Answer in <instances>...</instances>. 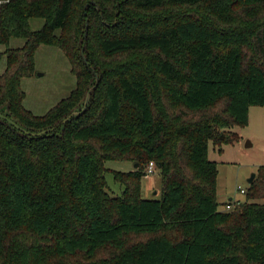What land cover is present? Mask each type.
<instances>
[{
	"label": "trees",
	"instance_id": "16d2710c",
	"mask_svg": "<svg viewBox=\"0 0 264 264\" xmlns=\"http://www.w3.org/2000/svg\"><path fill=\"white\" fill-rule=\"evenodd\" d=\"M13 39L0 113L22 130L0 118V264H264V204L219 210L209 160L264 108V0H0V45ZM41 46L77 84L36 116L22 81ZM129 157L115 198L105 164ZM151 163L160 200L142 194Z\"/></svg>",
	"mask_w": 264,
	"mask_h": 264
},
{
	"label": "rangeland",
	"instance_id": "374dc122",
	"mask_svg": "<svg viewBox=\"0 0 264 264\" xmlns=\"http://www.w3.org/2000/svg\"><path fill=\"white\" fill-rule=\"evenodd\" d=\"M44 24V20H32L31 28L33 31H39ZM24 44L23 39H13L9 47L0 45V54H2L0 76L4 75L7 70V49L22 48ZM75 74L63 51L54 47L41 46L35 56V75L22 81V89L26 96L24 107L36 116L46 115L75 90L77 84ZM231 131L238 134L240 140L233 145L223 146L222 153L219 152L220 148L212 143L209 146V160L218 165L217 202L221 211H225L229 203L233 205L230 211L235 210L239 203L264 204L263 186L249 193L251 185L258 186L260 185L258 183H261L260 167L264 166V108L252 107L249 124L242 128L235 127ZM137 165L130 157L106 162L107 190L113 197H122L125 189L115 180L114 172L131 173L140 168ZM253 174H255V179L250 184L249 180ZM239 188L245 190L246 193L242 194ZM162 190L161 172L154 166L153 174L142 181L143 198L160 200ZM145 241L146 237L131 238L129 244ZM107 256L103 252L99 254L101 258Z\"/></svg>",
	"mask_w": 264,
	"mask_h": 264
},
{
	"label": "water",
	"instance_id": "95a60500",
	"mask_svg": "<svg viewBox=\"0 0 264 264\" xmlns=\"http://www.w3.org/2000/svg\"><path fill=\"white\" fill-rule=\"evenodd\" d=\"M88 100H89V97H88V99H87L86 106L84 107L82 113L85 112V110H86V107H87V104H88ZM0 118H1L2 120H4V121L8 122L9 124L13 125V126L16 127L17 129L22 130V129H21V128H20V127L14 122V121H12L11 119H9V118H7L6 116L2 115L1 113H0ZM65 122H67V120H66ZM249 146H251V144H250ZM137 166H138V165H137ZM137 166H136V167H137ZM254 179H255V174L252 175V177H251L250 180H249V183L252 184V182L254 181Z\"/></svg>",
	"mask_w": 264,
	"mask_h": 264
},
{
	"label": "built area",
	"instance_id": "2783aa9c",
	"mask_svg": "<svg viewBox=\"0 0 264 264\" xmlns=\"http://www.w3.org/2000/svg\"><path fill=\"white\" fill-rule=\"evenodd\" d=\"M154 164L153 163H151L149 166H148V169H147V173H146V177H148L149 175H151V174H153V168H154ZM240 190H241V193L242 194H245L246 192H245V190H243L242 188H239ZM232 208H233V205H232V203H229L228 205H227V207H226V210H232Z\"/></svg>",
	"mask_w": 264,
	"mask_h": 264
},
{
	"label": "crops",
	"instance_id": "0c3cea01",
	"mask_svg": "<svg viewBox=\"0 0 264 264\" xmlns=\"http://www.w3.org/2000/svg\"><path fill=\"white\" fill-rule=\"evenodd\" d=\"M232 201V200H231Z\"/></svg>",
	"mask_w": 264,
	"mask_h": 264
}]
</instances>
